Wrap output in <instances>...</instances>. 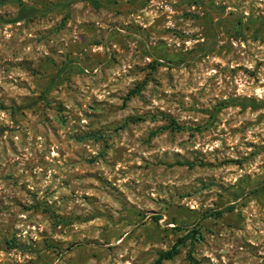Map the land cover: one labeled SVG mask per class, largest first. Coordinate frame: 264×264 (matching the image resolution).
I'll use <instances>...</instances> for the list:
<instances>
[{
	"label": "rangeland",
	"instance_id": "374dc122",
	"mask_svg": "<svg viewBox=\"0 0 264 264\" xmlns=\"http://www.w3.org/2000/svg\"><path fill=\"white\" fill-rule=\"evenodd\" d=\"M21 1L0 4V264H152L192 228L161 264H264V106H220L264 100V0Z\"/></svg>",
	"mask_w": 264,
	"mask_h": 264
},
{
	"label": "trees",
	"instance_id": "16d2710c",
	"mask_svg": "<svg viewBox=\"0 0 264 264\" xmlns=\"http://www.w3.org/2000/svg\"><path fill=\"white\" fill-rule=\"evenodd\" d=\"M9 1L10 2H17L18 6H19L18 15L15 19H13V21L27 20L32 15H34L37 11H39L37 6L26 5L21 0H0V4H3L5 2H9ZM74 1H76V0H60V2L58 4H54V6H58L62 9H67L69 7L70 3L74 2ZM83 1L90 3L93 7H96V8H98L102 5L101 0H83ZM242 22H243L242 17L237 19L236 23L234 25H232V27H231L232 30L234 32L240 33L242 30L241 29ZM138 87H141V85H139ZM229 104L230 105H238L239 104V105H242L243 107L250 106L252 108H257V107H263L264 106V100L254 101V100H250L248 98H236V99H233V101H230V103H229V101H222L220 103V106H226ZM140 119H141V117H130V120H132V121H138ZM167 119H168L167 126L170 127L172 130H182L185 128L184 126L178 124L174 119L169 118V117ZM194 128H199V127H193V129ZM199 236H200V232L197 228H192V229L188 230L183 237L178 239L176 245H174L172 248L167 249V250L158 251V256L152 264H161L163 262V260L172 258L178 252L177 245L179 243L181 244L182 242H184L188 239L191 242L196 241L199 238Z\"/></svg>",
	"mask_w": 264,
	"mask_h": 264
}]
</instances>
